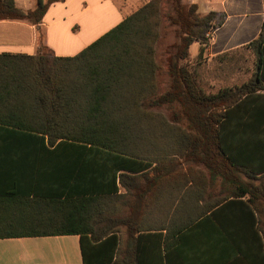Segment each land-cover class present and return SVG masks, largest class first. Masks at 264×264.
Masks as SVG:
<instances>
[{
    "label": "trees",
    "instance_id": "trees-1",
    "mask_svg": "<svg viewBox=\"0 0 264 264\" xmlns=\"http://www.w3.org/2000/svg\"><path fill=\"white\" fill-rule=\"evenodd\" d=\"M61 1L24 11L0 0V22L39 27ZM215 19L190 0H152L75 57L0 54V239L79 235L85 264H120L123 245V264H142L149 237L168 249L173 236L237 202L253 218L264 260V25L246 47L253 76L208 94L190 49L199 43L204 55ZM167 25L176 41L161 63ZM62 150L72 154L58 164ZM59 166L68 196L25 191ZM153 210L167 218L149 219Z\"/></svg>",
    "mask_w": 264,
    "mask_h": 264
},
{
    "label": "crops",
    "instance_id": "crops-1",
    "mask_svg": "<svg viewBox=\"0 0 264 264\" xmlns=\"http://www.w3.org/2000/svg\"><path fill=\"white\" fill-rule=\"evenodd\" d=\"M151 1L56 2L49 7L39 27L27 21L0 22V54L35 56L46 50L52 57H75ZM14 2L24 11L34 10L38 4V0ZM190 3L197 5L202 15L216 14L217 28L204 55L199 57V43L190 49L191 63L197 67L202 61L220 60L222 56L247 49L259 37L264 25V0H190ZM197 70L196 77L199 78ZM71 154L70 150H62L57 154L56 162H69ZM11 167L5 170L8 175L13 173ZM55 169L58 170L54 172L49 168L43 177H34L33 194L29 192L31 186L25 191L34 197L55 189L56 193L68 196L72 189L65 181L68 175L61 167ZM56 176L61 178L55 184ZM145 215L149 219L167 218L166 213L157 210ZM177 217L183 219L185 214H177ZM161 232L165 239L167 231ZM126 239L124 235V241ZM135 247L132 248L134 251ZM120 248L123 251L120 264H123L127 245ZM140 251L142 264H264L253 218L237 202L221 205L191 228L173 236L168 249H165L163 238L149 237L146 242L143 241ZM0 264H85L81 237L62 235L0 239Z\"/></svg>",
    "mask_w": 264,
    "mask_h": 264
},
{
    "label": "rangeland",
    "instance_id": "rangeland-1",
    "mask_svg": "<svg viewBox=\"0 0 264 264\" xmlns=\"http://www.w3.org/2000/svg\"><path fill=\"white\" fill-rule=\"evenodd\" d=\"M165 28V35L159 45V58L160 62L164 63L168 56V46L173 44L175 40V28ZM212 33L207 34V38L210 40ZM167 54V55H166ZM191 69L196 74V68L199 78H197L199 85L208 94L217 93L224 88L239 87L246 83L255 72V57L253 53L244 49L233 54H229L220 60L214 59L212 61H202L197 67L194 63H191ZM162 76L160 81L163 82V93L168 90V77L166 65H162Z\"/></svg>",
    "mask_w": 264,
    "mask_h": 264
}]
</instances>
